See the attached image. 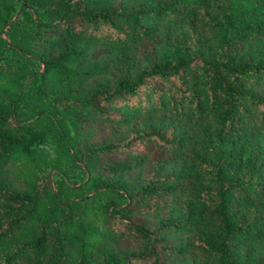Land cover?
<instances>
[{
	"label": "trees",
	"instance_id": "obj_1",
	"mask_svg": "<svg viewBox=\"0 0 264 264\" xmlns=\"http://www.w3.org/2000/svg\"><path fill=\"white\" fill-rule=\"evenodd\" d=\"M0 264H264V0H0Z\"/></svg>",
	"mask_w": 264,
	"mask_h": 264
},
{
	"label": "rangeland",
	"instance_id": "obj_2",
	"mask_svg": "<svg viewBox=\"0 0 264 264\" xmlns=\"http://www.w3.org/2000/svg\"><path fill=\"white\" fill-rule=\"evenodd\" d=\"M6 36V35H5ZM7 37V36H6Z\"/></svg>",
	"mask_w": 264,
	"mask_h": 264
}]
</instances>
